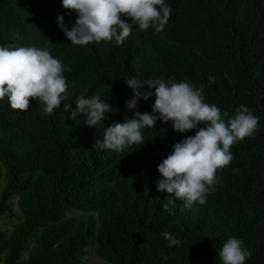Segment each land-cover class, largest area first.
<instances>
[{"label": "trees", "instance_id": "16d2710c", "mask_svg": "<svg viewBox=\"0 0 264 264\" xmlns=\"http://www.w3.org/2000/svg\"><path fill=\"white\" fill-rule=\"evenodd\" d=\"M165 3L171 15L162 32L133 25L122 45L76 46L58 23L77 19L62 0H0V46L47 48L63 62L72 94L52 115L38 100L27 111L0 100V218L15 196L22 213L9 234L0 229L5 264H82L93 243L113 264H221L219 249L232 237L251 251L246 264H264V0ZM129 77L204 85L206 103L230 116L245 105L259 118L254 137L231 147L234 159L217 171L203 205L186 208L177 199L165 209L174 194L157 188V165L196 130L178 133L158 120L142 129V145L97 150L103 129L65 112L75 98L99 94L113 109L105 128L135 111L153 113L154 96L126 107L134 95ZM165 231L179 243L170 246Z\"/></svg>", "mask_w": 264, "mask_h": 264}, {"label": "clouds", "instance_id": "9594fccd", "mask_svg": "<svg viewBox=\"0 0 264 264\" xmlns=\"http://www.w3.org/2000/svg\"><path fill=\"white\" fill-rule=\"evenodd\" d=\"M62 3L65 9L77 14L71 27L65 25L63 16L58 17L61 30L76 46L113 40L116 45H122L131 35L133 25H138L141 31L154 27L156 32H162L171 15L165 0H62ZM65 70L63 62L47 48L0 46V100L7 97L12 109L22 111L30 108L32 100H38L44 105V114L52 115L63 101L72 99ZM124 80L134 92L126 107L134 110L140 100L147 101L154 96L153 113L135 111L132 118L105 128L106 114L113 109L99 94L75 98L76 108L69 102L64 105L65 112L70 111L72 119L84 114L86 125L103 129V140H97L94 145L97 150L123 153L131 146L142 145V129H155L158 120L164 124L171 122L178 133L196 130L194 136L175 143L173 151L157 165L162 177L157 181V188L174 194L175 198L170 195L163 204L165 209L168 202L175 203L177 199L186 208L197 202L203 205L219 183L217 171L234 159L231 147L254 137L259 118L245 105H240L230 116L215 104L206 103L204 85L159 78ZM209 81L214 83L215 78L209 77ZM163 238L170 246L179 243L167 231ZM251 255L244 241L236 237L229 238L219 249L221 264H246Z\"/></svg>", "mask_w": 264, "mask_h": 264}, {"label": "rangeland", "instance_id": "374dc122", "mask_svg": "<svg viewBox=\"0 0 264 264\" xmlns=\"http://www.w3.org/2000/svg\"><path fill=\"white\" fill-rule=\"evenodd\" d=\"M3 181L0 182V186L2 185ZM17 196H15L13 199H11L12 203V210L11 211H6L2 217L0 218V229L4 230L6 234H9L11 229L18 224V222L22 218V213L20 209L17 206L16 203ZM77 212V211H75ZM32 244V239H30L27 243V249L24 251L23 258H27L29 254V249ZM4 258H5V252L0 253V264H5L4 263ZM89 263H95V264H113L112 262L108 261L107 259L103 258L94 249V243L91 244L88 248V251L86 255L83 258V263L82 264H89Z\"/></svg>", "mask_w": 264, "mask_h": 264}]
</instances>
